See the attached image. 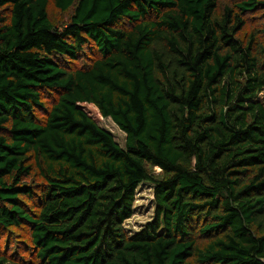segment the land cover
Wrapping results in <instances>:
<instances>
[{
	"label": "trees",
	"instance_id": "16d2710c",
	"mask_svg": "<svg viewBox=\"0 0 264 264\" xmlns=\"http://www.w3.org/2000/svg\"><path fill=\"white\" fill-rule=\"evenodd\" d=\"M12 229L0 264H264V0H0Z\"/></svg>",
	"mask_w": 264,
	"mask_h": 264
},
{
	"label": "rangeland",
	"instance_id": "374dc122",
	"mask_svg": "<svg viewBox=\"0 0 264 264\" xmlns=\"http://www.w3.org/2000/svg\"><path fill=\"white\" fill-rule=\"evenodd\" d=\"M251 16L252 17L249 20L250 24L256 22L254 20L256 15L253 14ZM99 125L104 129L108 130L120 146H124L125 133L121 131L109 118L99 120ZM154 170L156 173H159L160 171L158 168H154ZM153 196L154 194L152 191L151 184L143 183L137 187L135 200L133 202V213L124 222V226L129 234H132L133 232L140 229V227L146 221L152 218L154 210ZM27 236L28 232H26V230L24 229H12L6 232L0 231V252L4 251V249L8 250L9 241H11V247L9 251L14 250V248H16L15 240H18L20 238L24 239L25 237L27 239ZM22 249L23 245H21L16 252L19 253V251H22ZM26 256L27 254L25 253L24 257L26 258Z\"/></svg>",
	"mask_w": 264,
	"mask_h": 264
}]
</instances>
